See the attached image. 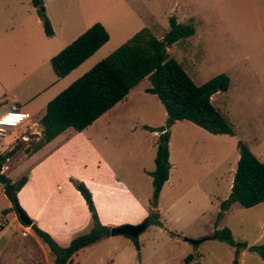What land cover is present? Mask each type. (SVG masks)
<instances>
[{"label":"rangeland","instance_id":"374dc122","mask_svg":"<svg viewBox=\"0 0 264 264\" xmlns=\"http://www.w3.org/2000/svg\"><path fill=\"white\" fill-rule=\"evenodd\" d=\"M108 1L111 0L46 1L58 37L65 34L67 25L72 22L77 29L90 20L105 24L110 40L90 60L98 59L94 65L139 24L126 5V1L132 0H115L112 7L101 4ZM148 1L159 5L155 30L161 36L168 29L169 15L164 13H169L175 0ZM179 1H188V7L181 9V17L184 23L194 25L196 31L168 48L169 56L183 66L196 84L220 73L229 76V89L214 94L212 104L229 120L236 137L264 161V0ZM1 5L2 29L11 33L27 31L34 38L37 32L42 33L29 0H4ZM12 40L20 42L19 34ZM85 65L50 88L44 97L55 90L57 95L69 86L91 68L85 69ZM148 85L149 81L143 79L126 101L119 102L97 122L82 131L69 128L28 155L25 148L32 147L40 138V131L34 130L31 122H37L38 127L35 119L41 114V96L35 100L37 104L28 107L32 121L26 127L8 128V139L0 140V153L25 141L24 149H18L5 161L2 172L12 181L27 176L26 184L17 193V202L28 213L30 208L32 214H26L33 223L41 224L40 228L61 246H67L76 236L87 233L93 224L90 212L75 188L77 182L85 184L91 192L101 224L123 221L120 225H136L146 219L140 218L146 214L152 191H147L151 182H146L144 168L154 164L152 151L156 145L139 124L166 127L163 106L155 95L144 91ZM170 148L174 186L164 193L161 206L168 205L174 196H182L176 208L181 220L174 223L165 214L170 226L177 231L172 235L201 240L197 244L186 242L197 251L202 264L213 257L224 262L231 251L229 244L213 237L217 228H229L237 242L263 243L264 201L249 208L234 203L226 214H218L220 210L214 214L212 208L204 213L201 210L206 204L203 193L212 185L206 176L217 156H230L229 149L225 146L222 154L215 142L206 139L204 130L186 120L172 126ZM112 171L118 174L120 181L116 180L113 185L108 180ZM192 182L195 186L190 189ZM223 186L224 182H220L218 191ZM9 202L0 183V264H52L53 255L47 245L33 233L30 225L24 226L18 221L15 208L7 207ZM47 223L51 227L45 225ZM151 225L137 237L142 243V263L140 253L136 258L132 242L124 235L106 237L86 246L79 254L78 263L187 264L182 260L179 248H173L170 243L157 247L160 238ZM63 226L66 230L60 232ZM23 230L27 235H22ZM251 255L260 261L255 252ZM247 264L252 261L247 260Z\"/></svg>","mask_w":264,"mask_h":264},{"label":"trees","instance_id":"16d2710c","mask_svg":"<svg viewBox=\"0 0 264 264\" xmlns=\"http://www.w3.org/2000/svg\"><path fill=\"white\" fill-rule=\"evenodd\" d=\"M44 0H30L39 16L45 35L52 36L54 30L45 12ZM168 29L161 38L156 37L148 27H143L111 53L93 65L69 86L58 93L46 105L39 119L41 135L32 147L25 151L36 152L65 130L82 131L103 113L112 108L143 79L149 81L146 92L157 96L166 112V127L143 128L159 132L156 141L154 169L148 174L152 178V195L149 200V224L161 226L157 211V199L169 176V127L175 121L187 120L211 134L235 135L229 120L212 104V96L226 92L230 78L224 73L217 74L202 84H196L183 66L170 57L167 49L179 40L194 33L192 24L178 22L174 15L167 18ZM109 39V34L100 22L93 23L73 41L50 58L51 68L57 78L64 77L79 66ZM24 142L0 153V183L7 199L14 207L17 192L24 186L27 176L12 181L2 172V166L18 149H24ZM239 158L233 174L228 196L219 204L222 214L232 203L244 208L264 201V162L260 161L246 143L237 141ZM82 196L93 224L87 233L76 236L67 246H61L37 224L30 225L33 233L47 245L53 255L52 264H78L81 249L108 236V227L101 224L93 203L92 194L82 182L75 183ZM15 208V207H14ZM16 213V211H15ZM18 221L23 224L16 213ZM133 244L139 256L140 244L137 237L124 235ZM213 237L235 247L232 264H238V256L246 243L233 239L227 227L217 229ZM248 250L255 252L264 264V242L253 244Z\"/></svg>","mask_w":264,"mask_h":264},{"label":"crops","instance_id":"0c3cea01","mask_svg":"<svg viewBox=\"0 0 264 264\" xmlns=\"http://www.w3.org/2000/svg\"><path fill=\"white\" fill-rule=\"evenodd\" d=\"M46 1L47 0H44L43 4L45 5V8H46L45 12H46V14H47L52 26H53L54 34L52 36L45 35V33L43 31L41 20H40L39 16L37 15L35 7H33L31 5L30 0H29L30 5L32 6V9L36 13L34 18H37V21L40 22L41 27H42V33L40 31L37 32L36 38H34L32 36V34L27 32V31H22L20 33H17V32L11 33V32L5 31L4 29H2V26H0V116L2 114H4L6 111H8L12 104L17 105L18 107H20L24 111H27L30 114L28 107H33L34 104L38 103L35 100H38L39 98H41V96H43L41 101H40V105H41V109H42L41 114L37 117V119H35L36 121H38V127H37V122H34V121L31 122L32 126H35L32 128H34V130H36V131L39 130L40 135H41V126L39 125V119L44 114L47 103L52 98H54L56 96L57 92L55 90V92L48 95L47 97H44L45 94H47V92H49L50 88H53V86H56L57 84H59V82H61V80H63L66 76L71 74L74 70H76L82 64H86L85 69H87L88 67H92V65H94V63L98 59L94 62H92L90 60H92V58H94V56L96 54H98V52H100V50H102V48H104V46H106V44L110 40V35H109L108 41L106 43H104L100 48H98L91 56H89L79 66L74 68L72 71H70L64 77L57 78L55 76L52 68H51L50 58L52 56H54L56 53H58L63 47H65L71 41H73L78 35H80L82 32H84L93 23H95L96 20H90V21H88L87 24H83V26L78 28V29L76 28V24L74 22H72L71 24L69 23L66 27V32H65V34H67V36L63 33V34H61V37H58L57 36V29H56L55 24L53 22V18L47 11ZM3 2H4V0H0V10H1V6H2L1 4ZM149 2L150 1L147 2V0H132L131 2L126 1V5L129 9V11H131V14H133L134 20L139 22V24L137 26H135V28L130 30L126 36L122 37V39L120 40L122 42H119L118 46L120 44H122L123 42H125L127 39H129L133 34H135L137 31H139L143 27H148L150 29V31L156 37H158V38L162 37L163 34L161 36L156 34V30H155V22L158 21L156 11H157L159 5L156 3L153 4V3H151V2L149 3ZM98 3L100 4V2H98ZM107 3H104V4L101 3V4L106 5V6L108 5L110 7L115 6V0L114 1L113 0L108 1ZM185 7H188V1L183 2V1L175 0L171 4L170 8L168 9L169 13H164V14L166 16L174 15L178 22L184 23L183 22L184 20L181 17L182 13H183L181 9L185 8ZM62 11H63V9H62ZM0 16H1V12H0ZM147 16H148V19H147ZM1 17H0V20L2 19ZM80 21H82V19H80ZM100 23L107 30L105 24L103 22H100ZM193 27H194V25H193ZM195 31H196V29L194 30V32ZM121 33H124V32L122 31ZM17 34H19V36H20V39H21L20 42L12 40V38H15L17 36ZM111 52L110 51L106 52L107 53L106 55H108ZM148 86L144 87V91ZM135 87L132 90H130V92L127 94V96L122 100L126 101L128 99V96L132 92H134ZM146 93H148V92H146ZM149 94H151V93H149ZM121 101H119V102H121ZM117 104H115L108 111L109 112L111 110L113 111V108L114 107L116 108ZM108 111H106V112H108ZM164 112H165V110H164ZM105 113H103L100 117H98L94 122H97L98 120H100V118H102V116ZM115 113H113L114 116H115ZM119 113H121V112H118L116 114H119ZM165 114H166V112H165ZM166 118H167V115H166ZM30 121H32L31 114H30L29 119L24 121L20 126H18L16 128H11V129L15 130V129L22 127V126L26 127L25 125L30 123ZM175 122H177V121H175ZM175 122L169 128V133H170L169 142H168L169 160L171 157L170 143H171V139H172V126L175 124ZM139 125L141 128H143L144 125H148V124H139ZM148 126L160 127L162 125H160V126L148 125ZM144 130H146V129H144ZM202 130H204V129H202ZM146 132L151 137V143H153V144L155 143V145H156V141L158 139L159 132L149 131V130H146ZM205 132H206V139L208 141L215 142L218 145V147L221 148V149L218 148V150H220L222 152V154H224V152H225L223 149L225 146H226V149L228 148L230 151V156L227 158H226V156H224L225 154L221 157L217 156L215 158L213 165H212V168L209 170V173L206 176V178L208 177V181L212 185L208 191H205L203 193V199H205L206 204L203 207V209H201V210L204 213L208 209L212 208L213 213L216 214L217 211L219 210L220 202L222 200H224L230 192L233 174L235 171L237 160L239 158V152L237 150L236 144H237V141L240 139H238L236 137V134L234 136H231L228 134H211L207 131H205ZM7 137H8V134H6L1 140H7L8 139ZM155 152H156V146H155V150L152 151V153H153L152 155H154V157H155ZM32 153H34V152H32ZM32 153H30L28 155H31ZM255 156L257 157L258 155H255ZM153 162H154V160H153ZM172 165L173 164L170 162L168 179L163 184L161 191L159 193L158 199H157V211L159 213V220L161 222V226L155 225V224H152V225L149 224L147 228H149L150 225L152 227H154L153 232L156 233L158 235V237L160 238L158 243H157L158 248H162V246H164L165 244L167 245V243H170V245L173 248H179L180 249L182 260L185 263H187V264H202L199 254L197 253V251L193 247H191V245H187V242L182 237H178L177 235L176 236L172 235V232H175L176 230L172 226H170V223L168 222L167 217L165 215V214H168L169 220H173L174 223H177L178 221L181 220L179 217L180 214L177 212L176 208H177V203L181 199L182 196H174L173 200L168 205H166L165 207L161 206V199L163 198L164 193H166V191L169 188L171 189L174 186V184H172V181H171ZM153 169H154V164L152 166H150L149 168H144L145 174L147 173L146 174V182L147 183L151 182V185H149V187H147L148 192L152 191V178L148 174V172L152 171ZM108 180H109V182H111V185H113L116 180L119 181L118 174L116 172L112 171L111 176H110V178H108ZM195 181H197V179H194V182ZM194 182H192L193 184H192L190 189L194 188V186H195ZM220 182H224V186L222 187L223 189L221 191L220 190L218 191ZM22 188L17 193H19L22 190ZM151 195H152V192H151ZM146 196H148V195H146ZM150 198H151V196H150ZM150 198H149V200H150ZM6 199H7V197H6ZM149 200H148L147 210L144 212L146 214L140 219H144L149 212V209H150L149 208ZM233 204L234 203H232L229 206V208L226 209L223 213L226 214L230 210V208L232 207ZM10 206H11V203L9 202L7 207H10ZM25 212H27V211H25ZM29 213L32 214V210L30 208H29ZM36 215H37V220H39L40 219L39 214H36ZM39 222H40V220H39ZM49 222H50V220H49ZM32 223H33V221H32ZM48 223L45 225H48L49 227H51L50 224H48ZM121 223H123V221L108 223V224H105V226L110 227V226L120 225ZM37 225L40 227L41 224H37ZM217 229H220V228H217ZM60 230H61L60 232H64L66 229L63 226V227H60ZM106 237H110V236H106ZM106 237H104V238H106ZM104 238H102V239H104ZM246 245H247L246 248L242 249L239 253L238 264H247V260H251L252 264H263L262 260L260 259V257L258 255L257 256L259 257L260 261H258L257 259H253L254 257H253V255H251V252H253V251L248 250V247L253 245V243H246ZM81 250L79 251V254H80ZM234 250H235V247L231 246V251H229L228 255L226 256V260L224 262L222 260H220L218 257H213L210 260L205 259V261H206L205 264H232V260L234 258ZM139 253H140V260L139 261H140V263H142V258H141L142 243L140 244ZM79 254H78V257H79ZM193 254H195V255H193ZM136 258H137V252H136ZM180 260H181V258H180ZM110 261L112 262L113 260H110Z\"/></svg>","mask_w":264,"mask_h":264},{"label":"water","instance_id":"95a60500","mask_svg":"<svg viewBox=\"0 0 264 264\" xmlns=\"http://www.w3.org/2000/svg\"><path fill=\"white\" fill-rule=\"evenodd\" d=\"M15 211L18 215V218L20 221L25 225H31L32 220L31 218L26 214V212L19 206L18 202L14 203ZM149 225L148 219L143 220L141 223L136 225H130V224H122L118 226L110 227L107 231L108 236H115V235H128L132 237H138V235L146 229V227ZM185 241L197 244L201 240H192L188 238H184Z\"/></svg>","mask_w":264,"mask_h":264},{"label":"built area","instance_id":"2783aa9c","mask_svg":"<svg viewBox=\"0 0 264 264\" xmlns=\"http://www.w3.org/2000/svg\"><path fill=\"white\" fill-rule=\"evenodd\" d=\"M30 114L24 111L15 104H12L10 109L0 116V140L7 134L8 128H16L24 121L29 119ZM22 235H27L26 230L22 231Z\"/></svg>","mask_w":264,"mask_h":264}]
</instances>
